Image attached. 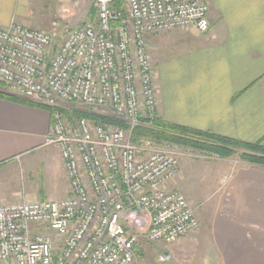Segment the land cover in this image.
<instances>
[{
	"label": "built area",
	"instance_id": "obj_1",
	"mask_svg": "<svg viewBox=\"0 0 264 264\" xmlns=\"http://www.w3.org/2000/svg\"><path fill=\"white\" fill-rule=\"evenodd\" d=\"M120 2L121 8L114 4ZM95 22L53 36L0 29V84L50 110L45 145L58 149L68 197L0 204V264H136L139 241L194 232L189 202L168 185L188 149L132 141L158 117L146 37L208 30L205 0H93ZM74 112L124 124L105 123ZM199 156V155H196Z\"/></svg>",
	"mask_w": 264,
	"mask_h": 264
},
{
	"label": "crops",
	"instance_id": "obj_2",
	"mask_svg": "<svg viewBox=\"0 0 264 264\" xmlns=\"http://www.w3.org/2000/svg\"><path fill=\"white\" fill-rule=\"evenodd\" d=\"M66 1L83 2L82 14L95 22L90 0ZM205 1L207 32L184 28L151 37L157 115L167 123L264 146V0ZM35 10L33 0H0V29L54 23L35 17ZM17 98L27 104L0 99V204L27 199V185L52 171L62 177L64 189L51 201L65 199L68 183L59 151L45 145L51 116ZM218 161L215 188L208 173L199 188L213 198L203 229L154 251L145 248L153 264H264V167L231 158ZM195 167L180 169L174 183L185 198V177Z\"/></svg>",
	"mask_w": 264,
	"mask_h": 264
},
{
	"label": "rangeland",
	"instance_id": "obj_3",
	"mask_svg": "<svg viewBox=\"0 0 264 264\" xmlns=\"http://www.w3.org/2000/svg\"><path fill=\"white\" fill-rule=\"evenodd\" d=\"M73 2L74 1L69 2L66 0H33V7L36 9L34 16L35 17L44 16L46 17L45 19H50L54 23L52 25H49L48 27H42L43 25H40V24L43 22L41 21L38 24L39 28L36 27L32 30L44 31L46 33L51 34L53 36L55 46L58 45L63 37L64 29L80 26L81 24L85 23L91 18V17L88 18L87 17L88 15L82 14L81 9L84 10L83 2L81 5L79 3L74 4ZM88 2L91 6L90 14L94 16L95 11L93 7V2L92 0ZM172 31L155 33V35L167 34ZM152 35L154 34L148 35L146 37L147 54L150 60H151L150 42H151ZM152 71H153V64H152ZM183 149L187 150L188 148L179 147V150L182 151ZM188 151L192 152L193 153L192 155L194 156L187 157L185 155L184 156L182 155L179 158L180 165H179L178 174L173 179V181L170 182V184L168 185V188L170 190L171 189L176 190L174 183L177 177L179 178L180 169H183L184 167H186L183 170L184 172L188 170L189 168L193 167L194 165L196 166L195 169H193L194 174L191 175V177L190 176L185 177L186 178L185 184L187 185L188 194H189L187 195V197L189 198H185V199L186 200L188 199L187 201L189 202L192 209L194 210V214L198 222L197 229L194 232H192V233H196L198 232V230L203 229L205 225V220H207V215L210 212L212 201H213L212 197H207L208 194H211V193L201 192V190L199 189L200 187H202L201 186L202 183H205V179L202 177V175L206 173L210 175V178L208 179L210 180L209 182H210L212 189H214L217 168L220 167L222 163L221 161H218V160L222 158H218L217 156L205 154L202 152H197L192 149H188ZM238 153H240V151ZM196 155H199V156H196ZM188 158L190 161L184 160ZM229 158L234 159V161L236 162L243 161L237 155L233 157H229ZM57 174L54 171L47 173V175L45 173L41 174L40 176L35 178L34 183L27 185V191H28V196H29L27 199L26 197L22 196L21 199L16 200L13 203H5V204H14V203L22 202V201H26V202L42 201L43 199H46V200L58 199L63 194L64 183H63L62 177ZM176 191L180 192L181 190H176ZM180 193L185 197L186 195L185 193H183L182 191ZM37 198H39V200H37ZM206 199L208 201H205ZM200 220L201 221L203 220L204 223L200 222ZM162 246H165V243L154 242V243H148L147 245H143V246H140V244L136 246V264H153V260H152L153 258H151V256L146 253L145 248L148 247L149 250L154 251V249H157V247H162Z\"/></svg>",
	"mask_w": 264,
	"mask_h": 264
},
{
	"label": "trees",
	"instance_id": "obj_4",
	"mask_svg": "<svg viewBox=\"0 0 264 264\" xmlns=\"http://www.w3.org/2000/svg\"><path fill=\"white\" fill-rule=\"evenodd\" d=\"M122 4H114L115 9L121 8ZM95 11V9H94ZM0 89H6L0 84ZM0 99L17 101L27 104V102L10 95L0 93ZM38 107L50 110L42 105L34 104ZM73 118L85 117L89 120H97L105 123H111L125 127L124 124L118 123L111 119L99 116H92L85 113L74 112ZM142 124L133 129L132 141L137 144L141 140H150L158 144H172L183 148L192 149L197 152L217 156L218 158H229L235 155L239 156L244 162L260 165L264 167V146L261 143L247 144L235 141L229 138L218 136L212 132L200 131L184 126H179L163 121L156 117L150 125ZM240 151V153H238Z\"/></svg>",
	"mask_w": 264,
	"mask_h": 264
},
{
	"label": "water",
	"instance_id": "obj_5",
	"mask_svg": "<svg viewBox=\"0 0 264 264\" xmlns=\"http://www.w3.org/2000/svg\"><path fill=\"white\" fill-rule=\"evenodd\" d=\"M0 93L1 94H5V95H10V96H12L10 93H8L6 90H4V89H0Z\"/></svg>",
	"mask_w": 264,
	"mask_h": 264
}]
</instances>
